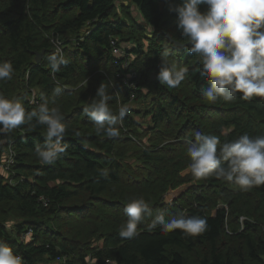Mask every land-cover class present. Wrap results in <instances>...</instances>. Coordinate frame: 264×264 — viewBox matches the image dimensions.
Returning <instances> with one entry per match:
<instances>
[{
	"label": "trees",
	"instance_id": "obj_1",
	"mask_svg": "<svg viewBox=\"0 0 264 264\" xmlns=\"http://www.w3.org/2000/svg\"><path fill=\"white\" fill-rule=\"evenodd\" d=\"M117 1L0 0V63L10 61L15 69L11 80L0 81V93L28 111L44 102L58 107L68 145L55 164L45 165L35 146L43 144L46 127L35 119L0 134L14 152L10 176L0 172V240L24 264H88V258L94 264H264V185L241 191L215 176L181 175L191 162L188 141L197 132L217 136L220 144L245 133L264 135V99L244 100L238 93L232 101L209 103L200 59L189 54L188 38L167 0H125L141 23ZM167 35L184 46L175 47ZM123 44L131 45L124 49L134 56L127 68L126 58L113 53ZM57 45L69 63L53 73L47 57ZM41 51L37 64L34 52ZM161 60L187 69L178 87L158 81ZM131 71L136 76L130 87L124 79ZM102 83L115 114L122 105L129 109L118 125L119 137L98 133L83 111L99 99ZM145 99L137 110L128 106ZM137 116L149 118L146 126ZM192 181L172 204L162 202L169 189ZM138 198L151 213L138 225V235L122 238L124 207ZM160 211L166 219L203 217L207 230L197 236L179 229L163 233L159 226L150 230ZM27 232L30 238L23 239Z\"/></svg>",
	"mask_w": 264,
	"mask_h": 264
},
{
	"label": "clouds",
	"instance_id": "obj_2",
	"mask_svg": "<svg viewBox=\"0 0 264 264\" xmlns=\"http://www.w3.org/2000/svg\"><path fill=\"white\" fill-rule=\"evenodd\" d=\"M167 2L169 11L176 14L177 28L188 38L189 54L199 57L202 64L201 75L210 85L203 90L206 100L209 103H215L218 98L232 101L238 93L244 100L264 99V0ZM201 5H206L207 10L202 12ZM47 59L53 73L60 71L61 65L69 63L58 45ZM14 71L10 61L0 63V81L11 80ZM186 72L187 69L178 70L166 60H161L157 79L161 84L176 88L185 79ZM54 91L59 94L61 86L57 84ZM96 96L99 99L85 107L84 114L95 124L98 133L109 138L119 137L118 125L128 113V107L122 105L115 114L109 107L108 101L112 97L104 83L97 89ZM34 119L46 127L43 144L35 146L37 157L42 164L53 165L68 147L63 142L67 130L60 109L50 108L44 102L28 111L21 101L0 93V134L16 130ZM3 142L0 138V143ZM188 144L189 171L195 178L215 176L234 184L241 191L264 185V135L253 137L245 133L220 144L217 136L197 132ZM103 175L107 176V172ZM124 213L127 221L119 235L131 239L138 235V225L151 213V209L143 198H138L125 205ZM158 226L163 233L179 229L186 236L200 235L208 227L203 217L181 215L166 219L163 211L155 215L149 229ZM0 264H24V260L0 240Z\"/></svg>",
	"mask_w": 264,
	"mask_h": 264
},
{
	"label": "rangeland",
	"instance_id": "obj_3",
	"mask_svg": "<svg viewBox=\"0 0 264 264\" xmlns=\"http://www.w3.org/2000/svg\"><path fill=\"white\" fill-rule=\"evenodd\" d=\"M123 1V3H124V8L126 9V10H128V8H129V10H130V14H131V16H132V18L133 19H135L137 22H139V23H141L140 21H141V19H140V15L138 14V12L136 11V9H135V7L134 6H132V5H130L127 1H125V0H118L117 1V5H120V3ZM119 11H120V13H121V10L119 9ZM151 32V28L150 27H147V33H150ZM124 47H126V49H130L131 48V45H122V48L121 49H123L124 51H125V49H124ZM133 55L131 54L130 55V58L131 59H133ZM31 94H33V93H35V90H31ZM147 99H145V101H140V102H129V104H128V106L129 107H131V108H133V109H139L140 107H142L143 105H145L146 103H147V101H146ZM136 119L143 125V126H146V124L149 122V118L147 117V118H141L140 116H137L136 117ZM225 132V131H224ZM0 148H1V162H0V165H3V167H1L0 168V172L1 173H4V175L6 176V177H9L10 176V174H11V171H10V168H11V166L13 165V163H9L8 164V169L7 170H5L6 169V166H5V164H7V162H8V158H9V151H10V149L12 150V147L10 146V145H7V146H5V143L3 142V143H0ZM133 162V164H135L136 162L135 161H132ZM190 171H189V168H187V169H185V170H183L182 172H181V175L182 176H184V175H186V174H188ZM162 202L163 203H169V204H172V201H171V199L169 198V196L167 195V194H165L164 196H163V199H162ZM219 204V206H221L222 204H221V202L219 201L218 202ZM13 223H14V220L13 221H9V223L7 224L8 226H9V228L11 229L12 228V226H13ZM26 239H29L30 238V235L28 236V237H25ZM23 239H24V237H23ZM25 239V240H26ZM88 261H89V263L88 264H94V260L92 259V260H89V258H88ZM45 264H60V262H52V263H45Z\"/></svg>",
	"mask_w": 264,
	"mask_h": 264
},
{
	"label": "water",
	"instance_id": "obj_4",
	"mask_svg": "<svg viewBox=\"0 0 264 264\" xmlns=\"http://www.w3.org/2000/svg\"><path fill=\"white\" fill-rule=\"evenodd\" d=\"M166 38L168 39V41H170L171 43H173V45L175 47H183L184 44H181L179 42H174L169 35L166 36ZM44 54V51L41 52H34V62L35 63H40L42 55ZM195 184V182H189V183H183L181 185H179L178 187L174 188V189H169L167 191V195L169 196V198L171 199V201H175L176 199H178L182 194H184L190 187H192Z\"/></svg>",
	"mask_w": 264,
	"mask_h": 264
},
{
	"label": "built area",
	"instance_id": "obj_5",
	"mask_svg": "<svg viewBox=\"0 0 264 264\" xmlns=\"http://www.w3.org/2000/svg\"><path fill=\"white\" fill-rule=\"evenodd\" d=\"M113 53L115 55H117V56L125 57L126 58L125 61L123 62V65L122 66H123V68H127L128 67V63L132 60L130 58V55H128L126 51H124L123 49L118 48V47H115L113 49ZM135 76H136V72L135 71H131L130 74H128V76L124 79V83L127 84V85H129L131 87L132 86V83H130L129 80L130 79H133ZM30 102H34V97L33 96H31ZM13 161H14V152H13V150L10 149L8 162H7V164H5V166H6V169L5 170L8 169V164L9 163H13ZM1 167H3V165H0V168ZM28 236H29V232H27L23 237L25 238V237H28Z\"/></svg>",
	"mask_w": 264,
	"mask_h": 264
}]
</instances>
